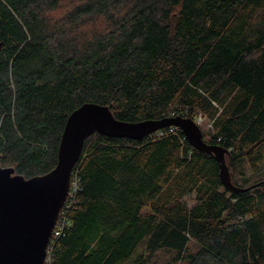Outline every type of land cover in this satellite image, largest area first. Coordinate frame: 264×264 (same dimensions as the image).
<instances>
[{
  "label": "trees",
  "instance_id": "16d2710c",
  "mask_svg": "<svg viewBox=\"0 0 264 264\" xmlns=\"http://www.w3.org/2000/svg\"><path fill=\"white\" fill-rule=\"evenodd\" d=\"M0 42L2 167L51 171L94 102L128 122L202 115L233 183L264 180V0H0ZM169 128L86 138L46 264H264V183L226 189L215 156Z\"/></svg>",
  "mask_w": 264,
  "mask_h": 264
},
{
  "label": "water",
  "instance_id": "95a60500",
  "mask_svg": "<svg viewBox=\"0 0 264 264\" xmlns=\"http://www.w3.org/2000/svg\"><path fill=\"white\" fill-rule=\"evenodd\" d=\"M3 42H0V49ZM176 127L197 150L215 156L222 185L233 192H247L264 180L242 187L232 181L226 162L229 151L209 144L200 125L190 117L128 122L115 117L108 106L84 103L65 124L56 166L49 172L26 178L14 167L0 165V264H46L53 232L70 190L73 169L87 137L95 132L112 138L142 140L161 129Z\"/></svg>",
  "mask_w": 264,
  "mask_h": 264
},
{
  "label": "built area",
  "instance_id": "2783aa9c",
  "mask_svg": "<svg viewBox=\"0 0 264 264\" xmlns=\"http://www.w3.org/2000/svg\"><path fill=\"white\" fill-rule=\"evenodd\" d=\"M173 116H175V115H173ZM195 121L200 125L202 123V121H203L202 115H198L195 118ZM174 128H176V127H170L169 131L170 132H174ZM178 130H180V129H178ZM165 131H166V128L165 129H161V130H159V131H157L155 133H157L158 136H164ZM220 140L221 139H219V141ZM81 189H82V180H81V178L78 176L77 173H73L72 172L71 179H70V190H69L67 199H66V201H65V203H64V205H63V207H62V209L60 211V214H59V217H58V220H57L54 232H53L52 241H53V238H57V237H60V236L64 235L65 230H66V228H67V226L69 224V220L67 218L68 213H69L70 209H72L73 206L75 205L76 197H77L78 193L81 191ZM47 259L49 260V255H48ZM48 260H47V262H48Z\"/></svg>",
  "mask_w": 264,
  "mask_h": 264
},
{
  "label": "rangeland",
  "instance_id": "374dc122",
  "mask_svg": "<svg viewBox=\"0 0 264 264\" xmlns=\"http://www.w3.org/2000/svg\"><path fill=\"white\" fill-rule=\"evenodd\" d=\"M242 171H245L246 172V174H247V176H252L251 177V180L252 179H256V177L254 176V174L252 173V172H250L249 171V167H248V165H247V163L245 162V163H243V165H242ZM236 179L241 183V178L239 177V175L237 174L236 175ZM190 203L189 204H192L194 201L193 200H188Z\"/></svg>",
  "mask_w": 264,
  "mask_h": 264
}]
</instances>
